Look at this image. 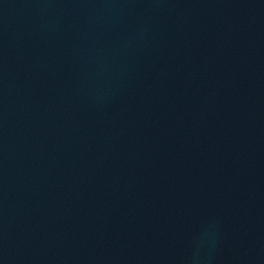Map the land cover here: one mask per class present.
Listing matches in <instances>:
<instances>
[{
    "label": "water",
    "instance_id": "obj_1",
    "mask_svg": "<svg viewBox=\"0 0 264 264\" xmlns=\"http://www.w3.org/2000/svg\"><path fill=\"white\" fill-rule=\"evenodd\" d=\"M0 264H264V0H0Z\"/></svg>",
    "mask_w": 264,
    "mask_h": 264
}]
</instances>
